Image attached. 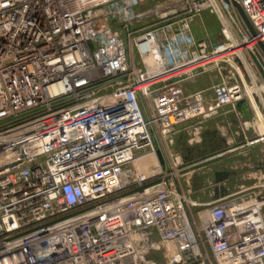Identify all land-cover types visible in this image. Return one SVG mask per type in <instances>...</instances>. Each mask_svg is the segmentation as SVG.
Segmentation results:
<instances>
[{
    "label": "built area",
    "instance_id": "obj_1",
    "mask_svg": "<svg viewBox=\"0 0 264 264\" xmlns=\"http://www.w3.org/2000/svg\"><path fill=\"white\" fill-rule=\"evenodd\" d=\"M144 5L0 0V264H160V253L167 264H264V195L201 206L187 179L237 148L191 161L173 149L179 127L230 107L246 145L264 154V62L254 53L264 0ZM205 11L220 23L215 43L192 33ZM212 71L226 76L188 90Z\"/></svg>",
    "mask_w": 264,
    "mask_h": 264
},
{
    "label": "crops",
    "instance_id": "obj_2",
    "mask_svg": "<svg viewBox=\"0 0 264 264\" xmlns=\"http://www.w3.org/2000/svg\"><path fill=\"white\" fill-rule=\"evenodd\" d=\"M229 112H225V114ZM244 117L247 116L245 115ZM213 119L215 120L216 118L209 119L201 125L196 121L188 122L182 127H179L178 133L175 136L173 149L187 161L197 160L202 157L194 150L198 144L190 145L189 142L193 137L192 132L195 128H198L200 133L198 142H201L205 137L209 138V134L212 132H215L217 136L221 137L222 149L207 155L219 154L225 147L235 146L237 148L235 151L217 158L214 160V163H212L213 161L209 162L188 174L187 179L190 178L192 184L194 201L202 206L214 200L213 187L209 184L212 178L214 179V173L221 171L231 172L230 176L224 182L227 189L226 195L243 190H253L251 192L252 194L261 193L264 195V186L259 185L261 182H264V154L261 147H248L246 145V138L249 136L242 134L239 124L237 126L228 123L217 125L215 122L213 126ZM198 209L199 207L194 208V210Z\"/></svg>",
    "mask_w": 264,
    "mask_h": 264
},
{
    "label": "rangeland",
    "instance_id": "obj_3",
    "mask_svg": "<svg viewBox=\"0 0 264 264\" xmlns=\"http://www.w3.org/2000/svg\"><path fill=\"white\" fill-rule=\"evenodd\" d=\"M158 1H162V0H145V5L141 9H144L147 6H152L153 4L157 3ZM192 33L196 39L210 40L212 43H215V42L219 41L221 38L220 23L214 14H211L208 11H205L201 14L200 18H198L194 22V24L192 25ZM123 39H124V42L126 45L125 37H123ZM254 53L260 60H262L261 63L263 64V62H264L263 52L254 51ZM245 57L250 64L255 61L254 60L255 59L254 54H252V51H248L246 53ZM132 59H133V64L135 66H137L139 68L142 67L141 62H140V58H139V56L135 50L132 53ZM254 63L256 64L257 68L259 69V65L256 62H254ZM257 68H256V71H257ZM246 69H248L247 66H246ZM254 69H255V67H254ZM247 72H248V70H247ZM249 74L251 75L250 71H249ZM224 76H226L225 72H222L221 74H219L217 71L199 74L192 81H190L188 83V85H187L188 90L198 91V90L210 88L211 86H213L217 83H220L222 81L221 77H224ZM261 76L264 78V75L262 72H260V77ZM245 83H246V85H248V80H246ZM139 106L141 108V112L143 114V117L146 118L147 117V104H146V102L144 100H139ZM228 111H230V112L225 114V112H228ZM215 118H216L215 120L213 119V126H214L215 122L217 123V125H224V124L228 123V124H231L233 126H237V124H238L236 122V118H235L233 112L231 111L230 107L223 108L221 111H219L218 115ZM247 118H248V116H247ZM174 145H175V143H174ZM233 147H235V146H233ZM214 162L215 161H213L212 163H214ZM156 258L158 259L160 264H167V261L165 260V256L163 253L156 255Z\"/></svg>",
    "mask_w": 264,
    "mask_h": 264
},
{
    "label": "water",
    "instance_id": "obj_4",
    "mask_svg": "<svg viewBox=\"0 0 264 264\" xmlns=\"http://www.w3.org/2000/svg\"><path fill=\"white\" fill-rule=\"evenodd\" d=\"M233 7H235L240 15V17L242 18L244 24L246 25V27L248 28L249 32L254 35V30L252 29L248 19L246 18V16L244 15L243 11L241 10V8L235 4L232 3ZM260 48L264 54V47L260 44ZM236 108L238 111H240L242 113V115H244V102L240 101L236 104ZM214 132H212L213 134ZM206 146L208 147V144H206ZM212 153V151L210 149H207L203 152L202 156H205L207 154ZM231 172H226V171H221V172H215L214 173V179L213 182L216 185L214 188V196L213 199L215 202H219L221 201L223 198H225L227 195V189L224 185L225 180L230 176Z\"/></svg>",
    "mask_w": 264,
    "mask_h": 264
},
{
    "label": "flooded vegetation",
    "instance_id": "obj_5",
    "mask_svg": "<svg viewBox=\"0 0 264 264\" xmlns=\"http://www.w3.org/2000/svg\"><path fill=\"white\" fill-rule=\"evenodd\" d=\"M220 141H221V137L217 136L215 132L213 134L211 133L209 134V138L207 137L203 138L202 141L197 145V147L194 150L200 156H202L203 152L207 149H210L212 152L217 151L219 149H222L223 144ZM206 144H208V147L206 146Z\"/></svg>",
    "mask_w": 264,
    "mask_h": 264
},
{
    "label": "bare ground",
    "instance_id": "obj_6",
    "mask_svg": "<svg viewBox=\"0 0 264 264\" xmlns=\"http://www.w3.org/2000/svg\"><path fill=\"white\" fill-rule=\"evenodd\" d=\"M145 62H146V64L148 65V66H150L151 65V60H149V57L148 56H146L145 57ZM244 63H245V65L247 66V70H248V72L250 71L249 70V66H248V64L244 61ZM262 90V89H261Z\"/></svg>",
    "mask_w": 264,
    "mask_h": 264
}]
</instances>
